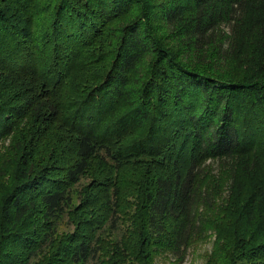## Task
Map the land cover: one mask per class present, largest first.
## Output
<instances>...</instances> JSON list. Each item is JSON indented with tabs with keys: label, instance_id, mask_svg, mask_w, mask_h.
Instances as JSON below:
<instances>
[{
	"label": "trees",
	"instance_id": "trees-1",
	"mask_svg": "<svg viewBox=\"0 0 264 264\" xmlns=\"http://www.w3.org/2000/svg\"><path fill=\"white\" fill-rule=\"evenodd\" d=\"M208 161L244 195L223 264H264V0H0V264L182 258Z\"/></svg>",
	"mask_w": 264,
	"mask_h": 264
},
{
	"label": "rangeland",
	"instance_id": "rangeland-1",
	"mask_svg": "<svg viewBox=\"0 0 264 264\" xmlns=\"http://www.w3.org/2000/svg\"><path fill=\"white\" fill-rule=\"evenodd\" d=\"M150 3H154L155 0H149ZM134 11V10H133ZM129 13L126 17L117 20L112 26L119 27L135 15ZM154 26L161 28L162 24L155 22ZM157 36H162L167 46H171L176 50L184 60L191 62L192 65L199 68V66L213 67L218 70L224 68L222 72L225 74L230 73L232 70L231 63L223 66L221 62L216 61L214 52L211 49L208 51L206 57L201 53L194 54L187 49H183L180 40L168 35L167 30L164 28L158 31ZM98 51L100 52L102 46L98 43ZM213 68H211L213 70ZM235 75L234 73H232ZM78 83V82H77ZM86 87V85H85ZM71 90V89H70ZM127 141V135L123 134ZM7 143V142H6ZM206 171L203 177L200 178V188L210 191L211 196L214 197L215 205L211 210L204 209V219L206 220V227L201 234L196 235L192 240L188 250L184 253L182 258H173L169 254H158L155 257V264H223L225 262L227 242H230L235 236L234 232H238L242 227V224L237 222V214L235 207L240 205L244 199V195L236 193V191L230 190L229 172L221 169L212 164V162H206ZM89 181V177L80 181L79 185L74 187L73 200L74 204L78 203L76 192L79 189L86 187ZM0 183L2 191L1 196L4 198L10 191V185L12 183V177L1 176ZM203 211V210H202ZM234 233V234H233ZM225 248V249H224Z\"/></svg>",
	"mask_w": 264,
	"mask_h": 264
}]
</instances>
